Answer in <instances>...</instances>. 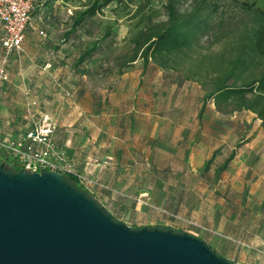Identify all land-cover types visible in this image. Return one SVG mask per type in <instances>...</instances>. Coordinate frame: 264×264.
Returning a JSON list of instances; mask_svg holds the SVG:
<instances>
[{
    "label": "crops",
    "instance_id": "obj_1",
    "mask_svg": "<svg viewBox=\"0 0 264 264\" xmlns=\"http://www.w3.org/2000/svg\"><path fill=\"white\" fill-rule=\"evenodd\" d=\"M33 26L34 32L27 33L22 49L10 56V79L0 86V139H19L38 114L47 115L54 119L56 145L69 159H74L80 170L92 175L95 182L92 193L97 203L108 204V197L101 190L104 188L112 197L124 196L128 208L138 210L134 228L164 225L171 230H186L205 240L216 252L220 237L236 243L232 232L226 229L229 226L236 229V218L229 217L218 206L222 200L219 198L223 195L231 198V193L240 197L243 191L237 184L241 182L244 188L249 187L248 195L257 203L252 211L258 212L257 189L264 168L250 180L239 177L245 168L264 167V159L261 161L264 145L254 149L248 139L251 137L246 136L244 145L239 146L229 134L213 132L211 127L222 122L215 118L219 112L212 100L207 102L205 111L209 117L203 114L201 118L208 121L200 125L198 110L202 97L197 96L190 103L186 92L176 94L180 87L168 81L172 77L169 74L153 83L148 72L141 73L138 79L126 80L123 73L121 86L108 94L99 92L91 96L82 83L86 74L77 80L71 62L64 57L70 50L42 47L38 43V31L42 29L34 21ZM2 31L0 28V38L4 36ZM2 53L0 49V63ZM62 60L64 63L59 64ZM190 87L195 89V85ZM224 145L233 150L234 157L228 173L212 186L198 176L213 152ZM164 168L170 173L162 187L172 193L171 202L162 196V203L155 207L150 204L151 193L158 192L155 189L158 183L150 182L148 176H153L154 169ZM132 198L136 200L134 206L129 204ZM166 202L171 203V208L177 207L175 214L162 209ZM128 216L121 215L119 220L129 225ZM204 232L210 234L209 239ZM242 244L247 250V243Z\"/></svg>",
    "mask_w": 264,
    "mask_h": 264
},
{
    "label": "trees",
    "instance_id": "obj_2",
    "mask_svg": "<svg viewBox=\"0 0 264 264\" xmlns=\"http://www.w3.org/2000/svg\"><path fill=\"white\" fill-rule=\"evenodd\" d=\"M112 1L114 0L89 1L84 8L75 13L71 25L72 30L68 31V33L75 31L87 19L93 18L96 13L101 12V10ZM116 1L122 2V0ZM153 1L165 2L164 8L167 12V18L163 22L152 24L148 16L144 24L146 26L139 28L138 32L131 39V56L127 62H125L124 66H128L134 61L142 59L144 66L151 64L153 67H158L166 74L172 73L173 76L168 81L176 83L177 86H181L183 84L181 82L191 81L196 82L202 87L203 84L201 85L199 81L203 79L205 84L209 86V90L207 92L205 91L204 96L201 98L202 103L198 110L200 125L208 121L207 119L206 121L201 120V118L203 114H205L206 118L209 117L208 112L205 111L207 109V102L212 100L216 110L219 112L230 113L242 112L244 110L250 111L254 115V121L259 122V125L264 127V69L259 68L261 60H264V0H262L263 8L252 10L248 25L244 26L242 31L237 33L235 45H233L228 52L222 50L219 51V53L213 54V56L208 54L202 55L200 54L201 52L196 54L197 51H195V48H197L198 45V35L208 27L209 16L213 11L218 9V5L214 0H198L190 11L183 13L178 12L176 9L175 0H144L143 3L139 4L137 14L141 13V9L150 5ZM230 1L232 3H238V0ZM40 2L38 1L36 3L32 14L36 11L35 9ZM241 3L246 4L244 1ZM250 6L251 5H247L248 8H251ZM40 31H38V42L44 47V42L47 43L50 40L47 38L46 34H40ZM2 32L4 36L0 38V49L3 52V56L0 67L2 63H5L4 71L7 74V79H0V86L7 83L10 79L8 69L11 60L10 56L19 52L23 45L22 43L19 50H12L5 55V49L1 44V40L5 37V32ZM29 32H34V30L28 28L22 42ZM110 33L111 32L106 31L102 39L108 38ZM42 39L44 41H42ZM100 42L102 41L95 39L94 41L79 46L78 49L74 51V61L72 50L68 49L70 52L66 55V58L67 61L71 62L72 71L77 80L81 78L82 74L89 75V72H95L96 69H98V65H96L97 60L93 61V58L96 56L97 49L100 48ZM52 44L53 45L49 48L57 51L59 49L67 50V48L55 46L56 44L54 42H52ZM186 57H189V60H186ZM62 63H64V60L59 62V64ZM79 93H82V91L79 90ZM40 115L43 114H38V117L33 123L31 121L29 122L27 128H24L23 132L20 134V138L34 128ZM232 125L233 122L230 120V122L225 121L224 123L222 122L221 124L210 126H213V128L211 127L213 132L215 131L216 133L224 135L227 128ZM55 133L54 124L51 136L54 145L57 143ZM0 140H3V138ZM56 148L59 152L63 153L66 159L72 164L71 172L65 175L66 180L94 198L92 187L95 182L92 180V175L86 170H80L74 159H69L67 153L62 148H59L58 145H56ZM233 154V150H229L225 145L217 148L213 152L211 159L207 161L203 169L204 171L198 177L200 179L203 178L205 181H209L210 185L215 186L216 182L220 180L224 174L228 173L229 165L234 157ZM101 162L103 164L105 161L103 160ZM1 163H3L5 168L9 171H16L8 167L7 159L0 158V164ZM153 172V176L151 178L148 176V178L150 182H152V180L157 181L158 187H155V189L158 192L151 193L153 197L150 204L158 207L162 203V196L166 201H170L172 193L170 191H165L162 187L169 178L168 175L170 171L168 168H164L154 169ZM76 175L85 176L90 180L91 183L89 187L83 188V186L78 183ZM101 190L103 195L108 197V204L105 207L112 216L119 219L121 215H129L127 217L128 226L134 228L137 222L138 216H136V213L138 210H134V208L131 207L128 208L127 198L124 196L112 197L104 188ZM248 190L249 187L243 188V192L238 198L235 193H231V198L230 196L228 197V195H223L219 198L222 200L218 206L223 208V210L229 214V217L232 215L235 216L236 220L234 221L237 223L236 229L231 226L226 228L232 232V240L236 241V243H232L225 237L219 238V243L221 244L217 253L225 258L229 257V254L233 255V250L241 249L240 243H247V241L254 239L255 236L262 242L260 245L261 250L264 249V199L261 200L256 209L258 212H253L252 210L257 203L253 198L249 197ZM133 199L134 198L130 201L128 200L130 206H134L135 204L136 200L133 201ZM187 200H189V203L191 202L190 197H187ZM161 206L163 210L172 215L175 214L174 211L177 209V207L171 208V203L167 202ZM170 219H173V217L170 216ZM190 229L194 230L192 228ZM204 236L209 239L210 234L204 232ZM241 250H243V248ZM261 257L264 258V254H262ZM261 262L264 263V259Z\"/></svg>",
    "mask_w": 264,
    "mask_h": 264
},
{
    "label": "water",
    "instance_id": "obj_3",
    "mask_svg": "<svg viewBox=\"0 0 264 264\" xmlns=\"http://www.w3.org/2000/svg\"><path fill=\"white\" fill-rule=\"evenodd\" d=\"M0 264H238L186 231L132 228L56 171L0 164Z\"/></svg>",
    "mask_w": 264,
    "mask_h": 264
},
{
    "label": "rangeland",
    "instance_id": "obj_4",
    "mask_svg": "<svg viewBox=\"0 0 264 264\" xmlns=\"http://www.w3.org/2000/svg\"><path fill=\"white\" fill-rule=\"evenodd\" d=\"M38 4L36 11L32 14V21H34L38 28H41L44 35H47L49 42H44V47H51L54 42L55 46H60L72 50L73 61L75 59L74 51L84 43L94 41L97 39L100 42V48L96 51V56L93 61H96L98 69L95 72H89V75L83 80L85 88L90 92L91 96H97L99 92L110 93L111 90L121 86L122 80L120 75L125 73L123 78L135 77L138 79L141 73L152 74L153 83L159 78H165V75L173 76L172 73H165L158 67L143 66L142 59L136 60L128 66H124L129 59L132 52V38L138 32L139 28L146 26V20L149 16L151 23L163 22L166 20V10L164 8L165 2L153 1L150 5L141 9V13L137 14L139 4L144 0H116L110 2L104 7L101 12L96 13L93 18L87 19L75 31H71V25L75 17V13L79 12L86 6L89 1L93 0H42ZM198 0H175V7L178 12H188L197 3ZM218 5V9L213 11L209 16L208 27L198 35V45L195 48L196 54H213L219 51H226L231 49L237 41V33L242 31V28L248 25V20L251 18L252 10L261 9L262 0H238V3H232L230 0H214ZM242 1L246 4L241 3ZM247 5H251L248 8ZM106 31L111 32L108 38H103ZM68 33V34H67ZM66 35V37H65ZM42 41H44L42 39ZM39 43V42H38ZM62 50V49H61ZM66 50V51H67ZM65 51V52H66ZM67 55V54H66ZM66 55L64 56L66 58ZM195 56V55H192ZM189 60V57H186ZM123 64V65H122ZM95 65V66H96ZM260 69H264V60H261ZM169 79V76H168ZM202 85L196 82L184 81L181 86L178 85L175 93H187L192 103L197 96L202 97L209 90V86L205 84L203 79L199 81ZM190 85H195L192 89ZM205 90H204V89ZM211 101V100H210ZM215 108V107H214ZM216 109V108H215ZM219 112V111H218ZM215 118L221 122L232 120L233 125L227 128L226 134L233 138V142L238 141V145L242 146L245 142V137L249 136L250 143L254 149L261 148L264 145V127L259 125V122L254 121V115L250 111L244 110L242 112L215 113ZM251 135V136H250ZM252 140V141H251ZM244 141V142H243ZM254 145V146H253ZM244 147V146H243ZM245 149V148H244ZM263 157L261 161H263ZM261 164V163H260ZM259 163L256 166H260ZM264 165V163H262ZM8 165V164H7ZM242 166L240 167V169ZM261 168H252L243 171L240 179L248 178L250 180L255 173ZM255 169V170H254ZM260 172V171H259ZM264 172V169L261 171ZM237 176V174H234ZM264 178V173L261 175ZM261 180V186L257 189L259 197L258 204L261 201L264 193V179ZM234 184H237L234 182ZM243 191L241 182L237 184ZM149 228H162L171 230L164 225H144ZM142 226V227H144ZM141 228V227H140ZM180 231V230H172ZM251 239L247 242V250H233V255L227 257L231 262L239 264H264L261 262L264 258V249L261 250V243L259 239ZM240 246H245L241 244ZM218 254V253H217Z\"/></svg>",
    "mask_w": 264,
    "mask_h": 264
},
{
    "label": "built area",
    "instance_id": "obj_5",
    "mask_svg": "<svg viewBox=\"0 0 264 264\" xmlns=\"http://www.w3.org/2000/svg\"><path fill=\"white\" fill-rule=\"evenodd\" d=\"M40 0H0V28L5 32L1 44L5 55L12 50H19L25 32L34 29L32 11ZM43 35V32L40 31ZM4 64L0 67V79L6 80ZM54 119L41 115L34 128L19 139L0 140V158L8 160V167L16 171L40 173L56 171L63 175L71 172L72 164L59 152L52 140ZM83 188H88L90 180L76 175Z\"/></svg>",
    "mask_w": 264,
    "mask_h": 264
}]
</instances>
